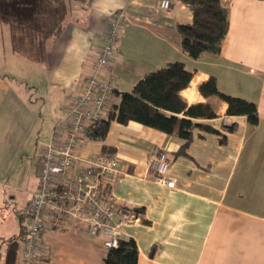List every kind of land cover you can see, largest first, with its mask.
Here are the masks:
<instances>
[{
  "label": "crops",
  "instance_id": "crops-1",
  "mask_svg": "<svg viewBox=\"0 0 264 264\" xmlns=\"http://www.w3.org/2000/svg\"><path fill=\"white\" fill-rule=\"evenodd\" d=\"M171 1L170 9H162L160 0H73L61 32L47 42L44 61H34L49 64L48 86L65 97L59 118L98 57L106 20L118 9L124 8L126 16L109 71L118 92L131 91L142 76L169 62H186L195 71L181 94L189 103L208 102L218 116L197 121L220 133L196 129L186 154H177L182 138L137 121H113L104 139L90 137L84 142L80 155L108 152L119 158L122 173L113 193L123 208L137 215V220L122 224L120 238L135 239L137 264H264V0H223L230 25L221 51L205 52L197 59L183 51L177 29L179 23H191L193 13L180 0ZM211 75L222 91L257 104V125L244 115H228V104L220 97L201 94L199 86ZM6 84L1 80L6 96L2 104L23 99L22 91L8 92ZM233 123L234 131L225 129ZM51 134L35 151L38 177L30 187L28 205L38 188L41 153ZM155 149L165 151L171 160L168 176L175 181L174 188L156 178L151 167ZM0 191L5 194L4 188ZM119 220L117 216L115 221ZM30 225H22V230ZM43 240L51 256L39 264H105L108 248L100 238L47 228Z\"/></svg>",
  "mask_w": 264,
  "mask_h": 264
},
{
  "label": "built area",
  "instance_id": "built-area-1",
  "mask_svg": "<svg viewBox=\"0 0 264 264\" xmlns=\"http://www.w3.org/2000/svg\"><path fill=\"white\" fill-rule=\"evenodd\" d=\"M172 5L171 0H160L162 9ZM125 16V9H118L106 20L98 57L83 77L80 90L68 100L41 153L39 184L27 211L31 225L25 236L24 264H39L51 256L43 240L47 228L80 231L100 238L109 249L119 245L122 224L137 220V215L123 208L113 193L122 173L119 158L108 152L80 155L90 132L112 111L117 98V83L109 71ZM170 166L168 154L155 149L151 167L156 178L174 188L175 181L168 176ZM117 216L119 221H115Z\"/></svg>",
  "mask_w": 264,
  "mask_h": 264
},
{
  "label": "trees",
  "instance_id": "trees-1",
  "mask_svg": "<svg viewBox=\"0 0 264 264\" xmlns=\"http://www.w3.org/2000/svg\"><path fill=\"white\" fill-rule=\"evenodd\" d=\"M71 1L73 0H42L37 5L36 0H0V5L7 7L11 13L6 21L14 35L26 39L27 49L33 60L44 61L47 42L61 32ZM180 1L193 13L191 23L177 25L183 51L195 59L205 52L219 54L230 25L228 6L223 0ZM16 48L19 49L18 46ZM194 71L184 61H172L146 73L131 91H117L118 102L108 116L90 132V137L104 139L113 121L122 124L137 121L182 138L184 142L176 153L186 154L196 129L220 133L210 124L197 121L217 117L213 107L208 102L189 103L181 94L182 90L191 85ZM199 91L205 97L216 95L223 99L228 104V115H244L250 124L259 123L257 104L222 91L215 75L202 83ZM224 127L228 131H234L236 124ZM222 141H226L225 135ZM27 231L23 228L19 238L9 240L4 264H16L19 239H25ZM138 257L139 249L135 239L120 238L117 247L108 249L105 264H137Z\"/></svg>",
  "mask_w": 264,
  "mask_h": 264
},
{
  "label": "rangeland",
  "instance_id": "rangeland-1",
  "mask_svg": "<svg viewBox=\"0 0 264 264\" xmlns=\"http://www.w3.org/2000/svg\"><path fill=\"white\" fill-rule=\"evenodd\" d=\"M40 2L42 0H36L35 4ZM6 8L0 5V82L6 81L8 92L10 88L22 91L19 97L23 99H8L2 104L6 96L0 87V189L5 191V194L0 191V260L8 247L7 240L19 238L22 225L31 224L27 211L30 187L38 177L35 151L50 136L65 99L62 93L48 86L45 75L49 64L41 66L35 62L27 49L26 39L11 34L6 21L11 13ZM16 46L19 49L14 51ZM21 211L25 213L23 217ZM19 240L17 264H22L25 239Z\"/></svg>",
  "mask_w": 264,
  "mask_h": 264
}]
</instances>
